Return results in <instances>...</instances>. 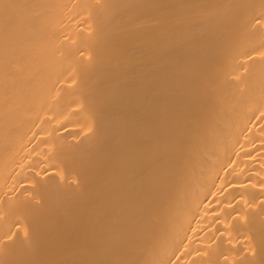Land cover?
<instances>
[{
    "label": "bare ground",
    "instance_id": "1",
    "mask_svg": "<svg viewBox=\"0 0 264 264\" xmlns=\"http://www.w3.org/2000/svg\"><path fill=\"white\" fill-rule=\"evenodd\" d=\"M0 264H264V0H0Z\"/></svg>",
    "mask_w": 264,
    "mask_h": 264
}]
</instances>
